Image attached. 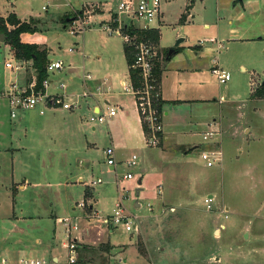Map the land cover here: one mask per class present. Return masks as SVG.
I'll list each match as a JSON object with an SVG mask.
<instances>
[{
    "label": "rangeland",
    "instance_id": "rangeland-1",
    "mask_svg": "<svg viewBox=\"0 0 264 264\" xmlns=\"http://www.w3.org/2000/svg\"><path fill=\"white\" fill-rule=\"evenodd\" d=\"M121 1L0 0V17L8 18L15 13L26 22L31 18L39 20L38 32L25 33L23 40L50 47L52 59L58 57L67 61L77 57L86 36L85 60L97 63L96 56L101 54L103 58L108 51L105 37L123 42L121 37L109 35L102 28L105 22L114 24L112 19L118 14ZM138 1L133 0V6ZM94 2L100 6L99 13H92L90 8L70 12L59 19L65 29L55 20L72 7L79 10ZM159 7V19L151 27L160 30L159 43L165 49L152 43L156 60L166 55L179 39L183 40L180 45L187 48L213 37L223 46L215 60L229 74L230 81L221 85L214 74L203 73L211 103L176 114L181 121L180 125H172L174 132H196L186 140L199 145L192 150L186 146L174 148L175 158L169 161L167 169L169 172L173 169L178 175L166 178L170 195L157 207L136 196L140 176L136 166L124 164L109 169L103 155L108 140L106 125L87 121L90 114L77 109L64 115L67 111L64 108L57 107L61 112H53L55 107L39 104L43 111L35 119L56 124L71 122L62 125L61 130L54 127L53 122L49 129H30L21 140L32 148L36 146L34 150L11 156L7 150L8 103L6 105L7 100L1 92L9 88L15 75L22 71L5 68L6 62L14 61L7 45L0 41V264H20L21 259L43 260L48 264L51 253L59 254L57 264H65L67 250L62 245L68 241L61 224L54 223L50 215L76 217L79 230L73 236L77 240L87 228L88 240L102 239L76 242L81 264H264V99H248L251 85L256 89L264 82V36L255 38L257 33H264V7L258 13L247 11L243 18L233 17L242 10L239 2L232 6L230 0H160ZM88 15L92 17L88 19ZM230 18L232 25L227 24ZM122 19L128 22L124 15ZM75 20L86 22L84 33L69 32L70 28L78 29ZM141 24V21H134L136 27ZM204 24L208 25L207 29L203 28ZM231 28L237 34H231ZM8 29L12 28L8 26ZM209 45L211 43H205L203 47ZM233 59L238 65H244L245 71H239L237 64L232 65ZM213 118L216 124L208 125ZM93 125H96L95 132L91 130ZM112 131L120 140L119 148L123 147L130 137L128 126L115 123ZM212 131L219 135L215 134L216 142L211 145L203 137L204 133ZM94 139L99 140L97 145L92 144ZM143 143L146 146L144 138ZM212 150H219L221 159L219 164L208 168L200 155L202 151ZM140 153L137 149L123 151L127 159L131 154L138 157ZM81 163H88L89 169ZM127 170L134 173L133 179H123ZM77 174L85 177L88 186L91 181H102L92 186L96 202L79 196L81 186ZM24 178L27 187L14 193L12 184ZM156 181L154 177L149 196L159 201L162 195L157 194ZM118 195L123 197L127 212L138 216L136 231L122 226L111 231L101 226L99 220L87 219V209L76 207L80 202L87 207L91 204L97 214L104 217L113 213ZM134 201L141 203L139 209L134 208ZM71 205L74 210L70 211ZM13 212L23 218L18 221L11 218ZM108 240L120 243L116 250L111 249Z\"/></svg>",
    "mask_w": 264,
    "mask_h": 264
},
{
    "label": "crops",
    "instance_id": "crops-1",
    "mask_svg": "<svg viewBox=\"0 0 264 264\" xmlns=\"http://www.w3.org/2000/svg\"><path fill=\"white\" fill-rule=\"evenodd\" d=\"M230 1L232 3V6H234V4L237 2H239L241 5L242 11L237 9L239 12L233 15V17L236 16V18H243L244 14H246L247 11L250 13H258L262 10V7H264V0H230ZM88 8H90V11H92V13L100 12L99 4L94 2V3H90V5L86 4V6H82L81 9L79 10L74 9V7H72L71 10H66V12L62 14V16L55 17L54 15L51 14V18L54 19L55 17V20L57 22L59 21V19L61 20L63 17L66 16V14H69L70 12L83 11L84 9H88ZM90 17H92V15L90 16L88 15V19ZM18 19L20 20L21 18L18 17ZM21 20H23L22 22H26L25 19H21ZM36 21L39 20L36 19ZM59 23L61 25V21H59ZM227 24L232 25L231 18L227 20ZM106 25L109 24H106L105 22L102 28H104ZM62 28L65 29V26H62ZM203 28L207 29L208 25L204 24ZM156 29L159 30L158 28ZM87 31H90V29L88 28ZM229 32L234 35L237 34V31L233 30V28H231ZM23 35L24 34L20 36L22 43L29 45L33 44L32 42L29 43L24 41ZM262 36H264V33L260 32L255 35V38L260 39L262 38ZM86 38L87 37L84 36L82 39V44L77 51V57L68 58L67 61L62 60L58 57L52 59L50 54L52 52V49L50 47L47 48L45 44H35L40 48H45L46 51L48 52L47 63L55 62L58 60L62 61L63 63L61 70L54 71L50 73V75H47L46 78L48 80V87L46 88V93L48 95L50 94L63 95L66 97L65 98L66 101L69 100L78 103L76 108L69 111L67 110L68 112L66 111L64 115H69V113H71L76 109L81 113H88L90 114V116L95 115L97 112L107 113L109 109L115 110L114 116L108 117L106 119L107 121L105 122V124H102V125H106V130H107L106 133L108 135L106 136L108 138V140H106L107 143L106 148L108 147L113 148L114 156H115V165L114 166L108 165V167L110 170H113L116 168L117 165L123 166L125 164L127 157H125V155L123 154L124 149L127 150L137 149L138 151H141V153L138 154L139 156L137 157L138 159L136 164V170L138 173H140V176L136 184L137 186L135 188L136 196L141 197L142 200H145V202H149L150 204H153L155 207H157L162 202L167 201V195H170L168 193L169 190H167L168 187H166L165 185L166 178L167 179L168 177L173 178L175 176L177 177L178 175V173L176 171H173V169L170 170L171 172L168 171L169 161H172L171 159L175 158L174 154H172L174 148L176 146L179 147L186 146L188 150H192L194 149V147H198L199 145L198 143L193 144L190 143V141L186 140L190 136L194 137V134H196V132L183 133V131L180 130L179 133H177V131L175 133L172 128V125L177 126L178 123L180 125L179 121H181V119L179 118L178 115H176L178 114L179 111L183 109L193 110L195 109L196 106L211 103V99L209 98L210 96H209L208 84L203 81L202 75L203 73H208V72L212 74L211 69L213 67V64L210 63L212 46L209 45L208 47H203V46L199 47L198 44H195L192 47L186 48L180 45L181 42L183 41L182 40L177 46L175 47L172 46V48H169V50L175 49L177 47L179 48V50L176 51L174 55L169 57L167 53L166 55L163 56L161 55L162 58L156 60V66H158L159 69V83H160V92H161V101H162L161 119L163 123V133H162L163 139L162 142L159 144V147L155 149H151V148L147 149L145 148L146 146H144L143 143V138L145 140V137L143 134V127L141 124V120L138 118L136 102L133 94L129 90L130 87L129 66H127L125 59L124 43L115 42L114 39L105 37L104 45L107 47L108 51L106 52L103 58L101 54H98L96 56L97 63H92L90 61L85 60ZM157 46L161 49H165L161 47L159 40L157 42ZM9 52L11 53V57L13 61L18 60L14 57L13 52H11L10 49ZM263 52H264V48H263ZM24 62L27 63L25 70L24 71L22 70V72L15 75L14 82L12 83L14 85L16 84L18 87H24L28 83H30L32 79L36 78V71L32 67V62L31 61H24ZM216 64H218V66L221 68V65L218 62ZM231 64L238 65L237 61H235L234 59L231 61ZM238 68L239 71H245L246 69V67L242 64H239ZM86 74L90 75V79H87L85 77ZM229 81L230 78L228 82ZM59 84H63V86H65L64 89H61L59 87ZM7 89L8 88L4 89V91L1 92L3 96ZM86 89L89 91V93H91V96H86V98H83L81 95L84 91H86ZM253 90H254V86L252 84L249 96ZM39 106L40 105H38L33 110H28V111L17 110L15 112V117L11 118L10 108L7 105L8 123H9L6 126V130L8 131L7 141H9L8 142L9 147L7 150L10 151L9 153L11 154V156H17V154L21 153L22 151L34 150L36 146L32 148V146H30L29 143L26 142L23 143L21 140L22 138L24 139L26 138V134L30 129H34V127H38V128L47 127L49 129L53 122L54 124L53 126L54 127L58 126L57 129L61 130L62 125L67 126V123L70 121V120L69 121L66 120L64 121V124H61V122L59 121V123L56 124V122L54 121H48V120L45 121L42 120L41 118L35 119L34 117L36 115H41L43 111L42 110L43 107H39ZM55 109L56 110H53V112L60 111V109H58L57 107H55ZM53 112L52 114H54ZM216 122L217 120L213 118L208 125L210 126L214 125L216 124ZM115 123H120V124L124 123L128 126V130H129L130 137L127 140H125V144L123 145V147L120 148H119L120 140H118L115 137V134L112 131V125H114ZM91 130L92 132H95L96 125L91 126ZM114 130H116V128H114ZM212 132H207V133H212ZM244 132H246V129L244 130ZM213 140L214 142H216L214 138L212 139V141ZM98 141H99L98 139H94L92 144L97 145ZM207 144L209 143L207 142ZM104 151H103V155H104ZM82 165H86L87 170L90 167L88 163L85 164L81 163V166ZM127 173H132V171L127 170L126 174ZM132 175L134 178V173H132ZM191 175L193 176L192 178H194L193 172L191 173ZM154 177L158 179V181H156L157 190L161 191L160 194H158L157 191V194L159 196L162 195L159 201H156L155 198L153 199L150 198L151 196H149V191H150L149 186L152 184V179ZM22 180H23L22 182H17V183L12 182L13 183L12 190L14 193H17L18 190H24L27 187L28 183L26 178ZM77 182L80 184L79 186H81V190L79 191L80 194L79 196L82 197V199L84 200L92 199L94 202H96V200H94V192L92 186L96 184H100L102 183V181L100 183H95V184H93L92 183L93 181H91L88 186L85 183V177L81 176L80 174L77 176ZM86 192H88V197L86 196ZM119 196L120 195H118V197ZM90 206L92 207L91 204L89 205V207ZM133 206L134 208L139 209L141 207V203L139 201H134ZM92 209L94 208L92 207ZM71 210H74L73 205L70 206V211ZM12 214L13 215L11 216V218H15L17 221L20 218H23L22 216H18V217L15 216L14 212ZM50 216L53 218L54 223L58 222L59 224H61L60 221L62 219H68L64 217L58 218V216L56 215L54 216L50 215ZM36 217H28V218L35 219ZM44 217L48 218L49 215H45ZM72 219L76 221L77 218L74 217ZM77 228H78V224H77ZM88 235H89V229L87 228L81 234L80 240L77 241L81 243L84 242L90 243V241L102 240V239L88 240L87 238ZM37 241L38 239H35V243H37ZM107 242H109V245H111L110 247L112 250H116V247H118L120 244V243L114 244L109 240ZM50 259L54 264L55 263L57 264L59 262V254L51 253ZM76 264H81L78 263V258ZM86 264H90V263H86Z\"/></svg>",
    "mask_w": 264,
    "mask_h": 264
},
{
    "label": "built area",
    "instance_id": "built-area-1",
    "mask_svg": "<svg viewBox=\"0 0 264 264\" xmlns=\"http://www.w3.org/2000/svg\"><path fill=\"white\" fill-rule=\"evenodd\" d=\"M160 0H139L135 6H133V0H123L119 2L118 5V14L115 15L112 19L110 25H106L103 29L109 35H116L119 38L121 37L124 45L129 47L133 51V61L132 68L137 71V76L139 79V87H134L130 84L129 90L134 96L138 117L141 120L143 127V134L145 137V145L149 148H157L162 142V133H163V123L161 119V92H160V83L155 74V62L156 54L155 48L152 45V42L148 40H139L137 36L131 35L130 32L136 30H150L153 29L151 24L158 19L160 15ZM123 15L128 20L127 23L123 21ZM141 21L142 24L138 27L134 25V21ZM123 21V23H122ZM118 23V24H117ZM74 24L78 25V29L73 28L69 29L71 34H77L79 32L84 33V25L86 22H81L75 20ZM205 43H211L213 67L211 69L212 74L217 78V81L220 84H227L230 78L229 74H226L219 66L215 60L216 55L222 51L223 46L220 45L214 38H209L207 41H199L198 46L202 47ZM214 44V46H213ZM5 68L12 71H24L27 63L24 61L16 60L14 63L6 62ZM63 66L62 61L58 60L55 62L47 63L45 66L47 75L50 73L61 70ZM85 77L90 79V75L86 74ZM9 88L4 93V97L7 100V103L10 107V116L11 118L15 117V112L17 110H33L39 104H43L46 107H60L66 110H72L77 107L78 103L72 101H66V97L59 94H50L46 93V88L48 87V80L45 78L40 89L36 87V78L32 79L24 87H18L16 84H11ZM61 89H64L63 84H59ZM83 98L86 96H91V93L86 89L81 95ZM115 114L114 109H109L107 113L97 112L95 115H91L87 118V121L92 123L105 124L108 117H112ZM216 133H205L203 140L208 141L209 143L215 144L213 137ZM212 141V142H211ZM104 156L106 157V164L114 166L115 165V156L114 150L111 147H108L104 151ZM221 153L219 150H212L210 152H201V160L204 162L205 166L212 168L214 165L219 164L221 159ZM137 156L132 155L129 159L125 161V164L128 167H135L137 164ZM132 173H127L124 175L123 179H132ZM101 180L93 181L92 183H100ZM161 191H158L160 194ZM209 200H207L208 202ZM78 208L87 209L89 211V218H95L97 221H100L101 226L108 227L111 230L117 228L118 226L127 227L132 231H136V222L138 216H132L127 212L123 205V197L120 196L114 203V209L112 214L107 216L100 217L96 210L92 207H87L85 203L80 202L77 204ZM149 206H147L148 208ZM62 228L64 229V235L67 239V243L62 245L67 250L66 263L65 264H76L78 256V245L77 239L73 236V233L78 231L77 222L71 219H62L60 221ZM20 264H47L46 261H33V260H20ZM48 264H54L51 260ZM56 264V263H55Z\"/></svg>",
    "mask_w": 264,
    "mask_h": 264
},
{
    "label": "trees",
    "instance_id": "trees-1",
    "mask_svg": "<svg viewBox=\"0 0 264 264\" xmlns=\"http://www.w3.org/2000/svg\"><path fill=\"white\" fill-rule=\"evenodd\" d=\"M190 7L188 6L187 9ZM184 20V16L181 18ZM38 21L31 19L29 22H21L14 14L9 15L8 18L4 19L0 17V34L4 35V43L9 47L11 52L16 59L21 61H31L32 67L36 71V87L38 89L42 88L41 83L47 77L45 66L47 64L48 52L45 48H40L35 44H24L21 42L20 36L22 34L35 33L38 30ZM10 26L12 29H8ZM65 26V25H64ZM131 35L137 36L139 40H148L156 44L159 40V30H134L130 32ZM179 48H175V52ZM124 53L127 66H129V81L132 86L139 87V79L137 76V71L132 68L131 64L133 61V51L129 47L124 46ZM168 53V52H167ZM155 66V74L159 81V69ZM249 99H264V85L262 84L258 88L254 89L249 96ZM88 197V192H86Z\"/></svg>",
    "mask_w": 264,
    "mask_h": 264
},
{
    "label": "water",
    "instance_id": "water-1",
    "mask_svg": "<svg viewBox=\"0 0 264 264\" xmlns=\"http://www.w3.org/2000/svg\"><path fill=\"white\" fill-rule=\"evenodd\" d=\"M67 20H69V19H67ZM0 41H1V42H4V35H3V34H0ZM181 41H182V39L177 40V42L174 44V47L177 46ZM174 54H175V49H170V50L168 51V56H169V57H171V56L174 55ZM263 80H264V79H263ZM263 85H264V82H263ZM139 184H140V182H139Z\"/></svg>",
    "mask_w": 264,
    "mask_h": 264
}]
</instances>
